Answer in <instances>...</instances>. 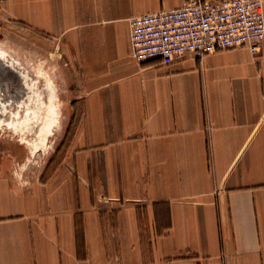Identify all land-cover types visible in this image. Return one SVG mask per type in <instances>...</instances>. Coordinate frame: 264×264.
<instances>
[{
  "label": "crops",
  "instance_id": "1",
  "mask_svg": "<svg viewBox=\"0 0 264 264\" xmlns=\"http://www.w3.org/2000/svg\"><path fill=\"white\" fill-rule=\"evenodd\" d=\"M184 2L0 0L3 30L57 42L71 93L59 161L0 159V264H264V39L137 61L131 17Z\"/></svg>",
  "mask_w": 264,
  "mask_h": 264
},
{
  "label": "built area",
  "instance_id": "2",
  "mask_svg": "<svg viewBox=\"0 0 264 264\" xmlns=\"http://www.w3.org/2000/svg\"><path fill=\"white\" fill-rule=\"evenodd\" d=\"M264 39L262 0H185L180 7L130 19V47L139 61L170 62L246 47L257 53Z\"/></svg>",
  "mask_w": 264,
  "mask_h": 264
},
{
  "label": "rangeland",
  "instance_id": "3",
  "mask_svg": "<svg viewBox=\"0 0 264 264\" xmlns=\"http://www.w3.org/2000/svg\"><path fill=\"white\" fill-rule=\"evenodd\" d=\"M0 46L9 56L18 61L15 64L17 69L27 71L32 83V90L29 89L30 92L28 90L29 98L25 99L26 89L19 84L21 81L18 77L5 67L0 68V85L5 84L7 87L11 85L9 87L11 96L5 97L8 109L21 110L29 114L33 109H37V94L41 95L44 102H48L51 91L46 86L49 79L53 81L56 94L54 102L58 122L53 133L48 137V145L45 148L34 147L18 140L22 136L28 139L35 138L34 133H29L27 128H24L23 132H18V130L13 132L11 128L0 124V159L11 161L16 166L13 169L16 175L30 177L38 173L48 162L59 161L64 151V143L70 130L69 115L71 112V93L66 80L68 76L66 56L60 53V47L53 39L36 38L33 35L25 38L18 34H10L2 27H0ZM16 98L23 100L18 103L21 106L13 104ZM42 115H47V112L44 110Z\"/></svg>",
  "mask_w": 264,
  "mask_h": 264
},
{
  "label": "bare ground",
  "instance_id": "4",
  "mask_svg": "<svg viewBox=\"0 0 264 264\" xmlns=\"http://www.w3.org/2000/svg\"><path fill=\"white\" fill-rule=\"evenodd\" d=\"M0 57H7L13 60L12 66L16 69V63L14 57L9 56L5 49L0 46ZM21 71V70H20ZM21 77H28L30 80V75L26 70L21 71ZM33 82V81H32ZM47 88L50 89V94L48 102H44L40 94H37V109H33L29 114L22 112L21 110L15 111V109H8L5 101H0V124H4L5 127L11 128L13 132L18 130V132H23L24 128L28 129V132L34 133L33 139H28L26 136L19 137L18 140L22 143L33 145L34 147L45 148L48 145V137L53 133L54 127L58 122L57 108L55 107V91L53 87V81L51 79L47 80ZM2 88L0 87V93ZM45 108L47 115H42L43 111L41 109ZM8 113H10L8 115ZM8 115V116H7ZM7 116V117H6ZM19 125L21 127H19Z\"/></svg>",
  "mask_w": 264,
  "mask_h": 264
},
{
  "label": "water",
  "instance_id": "5",
  "mask_svg": "<svg viewBox=\"0 0 264 264\" xmlns=\"http://www.w3.org/2000/svg\"><path fill=\"white\" fill-rule=\"evenodd\" d=\"M13 64V60L11 58H7V57H0V68L5 67L7 70H9L11 73H13L14 75H16L18 77V79L21 81V84L23 86V88L26 89V95H25V99L29 98V93L28 90H32V83L30 82V80L28 79V77H21L22 72L19 69H15V67L12 66ZM5 71V70H3ZM1 81V80H0ZM5 82V81H4ZM0 87L2 88V92L0 93V101H5V103L7 104V100L5 99V97H10V89L9 87H11V85H9L8 87L3 84L0 85ZM29 90V92H30ZM23 102V100H18L17 98L13 101V104L15 103V105H19L18 103ZM12 105V104H11ZM17 106V107H19ZM15 111H17L15 109Z\"/></svg>",
  "mask_w": 264,
  "mask_h": 264
}]
</instances>
